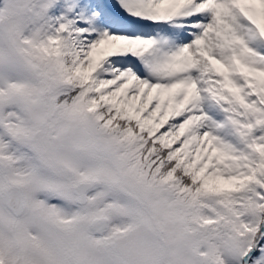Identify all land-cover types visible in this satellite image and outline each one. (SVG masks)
<instances>
[{"label":"snow or ice","instance_id":"snow-or-ice-1","mask_svg":"<svg viewBox=\"0 0 264 264\" xmlns=\"http://www.w3.org/2000/svg\"><path fill=\"white\" fill-rule=\"evenodd\" d=\"M0 264H264V0H0Z\"/></svg>","mask_w":264,"mask_h":264}]
</instances>
